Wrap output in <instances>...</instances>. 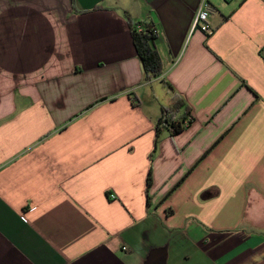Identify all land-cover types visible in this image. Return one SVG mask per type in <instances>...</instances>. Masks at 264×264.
Returning a JSON list of instances; mask_svg holds the SVG:
<instances>
[{
    "label": "crops",
    "instance_id": "obj_1",
    "mask_svg": "<svg viewBox=\"0 0 264 264\" xmlns=\"http://www.w3.org/2000/svg\"><path fill=\"white\" fill-rule=\"evenodd\" d=\"M200 1L0 0V264H264V0Z\"/></svg>",
    "mask_w": 264,
    "mask_h": 264
},
{
    "label": "trees",
    "instance_id": "obj_2",
    "mask_svg": "<svg viewBox=\"0 0 264 264\" xmlns=\"http://www.w3.org/2000/svg\"><path fill=\"white\" fill-rule=\"evenodd\" d=\"M132 24V25H131ZM156 27L150 21H138L136 23H130V34L136 50V54L140 60L145 79H150L161 74L162 66L158 55L154 49V40L156 38ZM166 114L165 119L160 120L156 125L155 130V144L159 132V125L167 127L171 134L177 133L182 129V122L172 120L170 111L164 109ZM169 112V113H168ZM151 173L146 179L147 185L150 184Z\"/></svg>",
    "mask_w": 264,
    "mask_h": 264
},
{
    "label": "built area",
    "instance_id": "obj_3",
    "mask_svg": "<svg viewBox=\"0 0 264 264\" xmlns=\"http://www.w3.org/2000/svg\"><path fill=\"white\" fill-rule=\"evenodd\" d=\"M211 11H212L211 4L207 0H201L197 9L195 10L192 24L190 27V32L194 31L195 29H199L206 35L211 34L213 32V28L210 25V21H209V16ZM123 249H126V247H123Z\"/></svg>",
    "mask_w": 264,
    "mask_h": 264
}]
</instances>
